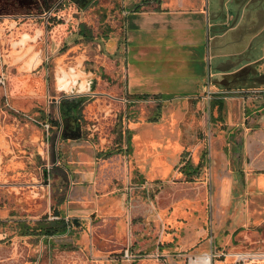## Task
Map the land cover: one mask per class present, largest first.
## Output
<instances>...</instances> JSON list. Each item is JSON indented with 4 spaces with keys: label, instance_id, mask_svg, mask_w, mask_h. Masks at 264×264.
<instances>
[{
    "label": "rangeland",
    "instance_id": "374dc122",
    "mask_svg": "<svg viewBox=\"0 0 264 264\" xmlns=\"http://www.w3.org/2000/svg\"><path fill=\"white\" fill-rule=\"evenodd\" d=\"M1 1L9 3L11 10H0V27H4L9 40L4 47L0 41V56H6L9 47L28 35L47 65L40 72L23 76L40 75L45 83V93L27 104V109L16 106L12 99L11 86L22 76L7 66L0 69V128L6 123L14 127L16 134L10 139L17 147L5 156V161H28L32 172L31 176L0 180V264H112L121 256L118 249L127 245L115 238L121 221L132 227L134 243H143V249L135 255L146 258L132 259V264H189V258H201L215 251V246L219 248L221 240L217 238L212 243L210 235L214 201L209 155L214 135L221 132V122L215 117L210 120L209 111L204 114L203 105L191 101L185 109L177 100L159 102L149 98L131 102L123 69L125 0H94L82 9L66 2L54 13L50 6L43 11H27L15 0ZM32 15L36 17H27ZM15 24L18 28H12ZM81 25L91 31V41L80 36ZM253 36L251 32L238 41L229 36L212 41L211 46H215V53L223 50L235 54L224 61L240 66L256 59L261 51L259 42L251 40ZM81 56L84 59L80 69L92 74L89 84L81 88V83L71 80L67 92L57 91V59L67 57V64L76 67ZM219 61L223 60L213 59L212 73ZM255 69L257 66L228 80L247 88L249 82H257L258 73L252 72ZM211 81L218 83L221 78L213 77ZM243 95L235 93L234 97ZM15 98L28 100L21 94ZM69 102L76 103L80 110L81 139L70 142L63 151L62 142L58 144L63 134L59 130L53 144L59 145L55 152L60 154L59 161L48 166L45 173L43 162L36 159L41 146L29 144L23 130L30 126L47 133L48 116L59 120L60 106ZM180 108L186 116L179 120ZM174 115L176 121L172 123ZM148 128L150 137L164 142L165 149L148 152L144 148ZM139 135H143L141 141H137ZM169 142L181 146L177 151H167ZM87 151L91 161H85ZM202 161L200 174L190 176L193 169L189 164L196 167ZM112 199H120L123 211H108ZM182 213L189 214L181 216ZM59 220L70 224L67 233L45 236L42 229ZM223 223L228 224L226 218ZM259 224L234 238L235 251L223 245L226 234L215 228L216 237L224 238L221 249L215 251L218 257L214 264L221 261V253L244 255L242 264H264V223L260 229ZM201 230L203 237L199 235ZM127 250L134 252L131 247ZM235 257L228 263L236 264Z\"/></svg>",
    "mask_w": 264,
    "mask_h": 264
},
{
    "label": "crops",
    "instance_id": "0c3cea01",
    "mask_svg": "<svg viewBox=\"0 0 264 264\" xmlns=\"http://www.w3.org/2000/svg\"><path fill=\"white\" fill-rule=\"evenodd\" d=\"M15 2L27 11L32 9L43 11L49 6L55 8L61 1L50 4H45L43 0H15ZM6 9L11 10L10 4L0 0V10ZM122 9L125 34L123 69L125 89L131 102L146 101L149 98L159 102L177 100L185 109L191 101L194 104L203 105L204 114L209 111L210 120L215 117L221 122L218 128L221 132L214 135V145L209 155L214 201L210 235L212 243H215L218 238L221 244L219 248L212 246L215 244L211 247H214L215 249H212L216 252L222 247L224 237H216L215 228H217L220 233L223 231L226 234L223 245L235 251L237 246L234 244V238L237 235L246 232L248 228L256 227L257 222L261 223L258 225L260 229L264 223V0H125V6H122ZM15 27L17 24L12 26V28ZM0 32V41L4 47L9 40L4 35V27H0ZM251 32L254 33L251 40L259 42L261 51L256 59H250L240 66L224 61L235 54L225 53L223 50L215 53V46H211L212 41L225 40L229 36L231 38L233 36L234 40L238 41ZM79 34L86 41H91L93 38L86 25L80 26ZM113 46L114 43L111 42L109 47ZM66 59L67 57L58 58L56 62L58 65L57 91L67 92L72 84L71 80L81 83V88L86 87L92 74L88 75L80 69L84 57L78 58L76 67L68 65ZM213 59L223 60L216 64L214 73L211 72ZM46 65L43 54L38 53L28 35L23 37L21 43H15L9 47V53L6 56H0V69L7 66L22 76L11 86L12 99L16 106L27 109V104L36 101V96L45 93L42 76L26 75V78L23 76L40 72ZM253 66H257V70L252 71L255 74L258 73L257 82H249L247 88L238 86L236 81L233 83L228 80L240 72H250ZM213 77L221 78V81L213 83L211 81ZM235 93L244 95L234 97ZM20 94L26 96L28 100L16 99L15 97ZM235 98L238 100H234ZM70 103L72 102L60 106L59 120L48 116L45 122L51 124L49 132L30 126L23 130V135L29 139V144L34 147L41 146L42 152L36 156V159L43 162L42 167L45 168V173L48 166L59 161V152L55 154L59 145L56 147L53 145L60 134L59 130L63 134L58 144L62 142L63 151L67 144L81 139L80 135L65 137V130L71 127V120L66 115V107ZM40 111L44 117V112ZM79 112L80 110H76L74 116L79 118ZM183 112L182 108L177 112L179 115L182 114L179 120L184 117ZM175 119L176 116H172V123H175ZM158 121L155 120V122ZM147 133L148 138L144 148L148 152L165 149L164 142L150 137L149 128L146 129ZM14 134L16 132L11 124L6 123L0 128V180H6L11 176L18 177V175L27 177L32 173L29 171L31 165L28 161L12 159L6 164L5 156L12 153L13 149H17L14 141L10 139ZM142 136L139 135L137 141H141ZM41 142L48 145L43 146ZM154 142H161L162 146L156 147L153 145ZM166 145L167 151H177L181 146L180 143L173 145L172 142ZM88 152L83 155L85 161H91L92 156ZM41 156H43L42 159ZM164 161L168 164L166 160ZM189 167L193 169V173H189L190 176L194 173L199 175L203 168V161L196 167L190 163ZM121 204L120 199H112L108 211H123ZM183 214L188 216L189 213L180 215L183 216ZM225 218L228 224L223 223ZM131 232L132 227L127 221H121L116 226V240L119 243L126 242L127 245L118 249L121 256L117 257V262L112 261V264H132L131 261H138L137 258H146V256L135 255L139 254L138 250L143 249L141 246L143 243H134ZM199 235L203 237V230L199 232ZM129 247L135 252L131 253V259L128 260L130 262L125 261L127 257L123 256V252H127ZM100 253L98 252V255ZM219 257L221 261H217L216 264H229L228 262L233 260L231 257L235 256L221 253ZM243 257L244 255L236 256V264L245 262ZM83 263L87 264L86 261ZM104 264H110V261ZM144 264L160 263L147 261Z\"/></svg>",
    "mask_w": 264,
    "mask_h": 264
},
{
    "label": "trees",
    "instance_id": "16d2710c",
    "mask_svg": "<svg viewBox=\"0 0 264 264\" xmlns=\"http://www.w3.org/2000/svg\"><path fill=\"white\" fill-rule=\"evenodd\" d=\"M76 103H70L68 107H66V115L71 120V127L65 130V137H79L80 135V120L74 116L76 112ZM66 128V126H65ZM71 133V134H70ZM59 217V215H58ZM43 230L45 232H43ZM68 230V225L63 222V220H59L58 222H54L48 224L45 228L42 229V232L47 237H52L56 235L66 234Z\"/></svg>",
    "mask_w": 264,
    "mask_h": 264
},
{
    "label": "built area",
    "instance_id": "2783aa9c",
    "mask_svg": "<svg viewBox=\"0 0 264 264\" xmlns=\"http://www.w3.org/2000/svg\"><path fill=\"white\" fill-rule=\"evenodd\" d=\"M55 10H57V6L53 9V13L55 12ZM52 12H50V16L53 15ZM3 84H5L4 82H2ZM47 131L49 132L51 130V125L48 124L45 126ZM68 228L70 229V224L68 223ZM70 231V230H69ZM125 256L127 257V259H131V253H130V250H128L126 253H125ZM217 254L215 251H212L210 254H205L203 257L201 258H198V257H192V258H189V264H214L215 262V259L217 258Z\"/></svg>",
    "mask_w": 264,
    "mask_h": 264
},
{
    "label": "flooded vegetation",
    "instance_id": "af4514ba",
    "mask_svg": "<svg viewBox=\"0 0 264 264\" xmlns=\"http://www.w3.org/2000/svg\"><path fill=\"white\" fill-rule=\"evenodd\" d=\"M54 1H61L57 8L61 5H63L66 2H70L73 5L77 6L79 9L86 8L92 1L94 0H43L45 4H50ZM65 5V4H64ZM77 106V104H76Z\"/></svg>",
    "mask_w": 264,
    "mask_h": 264
},
{
    "label": "water",
    "instance_id": "95a60500",
    "mask_svg": "<svg viewBox=\"0 0 264 264\" xmlns=\"http://www.w3.org/2000/svg\"><path fill=\"white\" fill-rule=\"evenodd\" d=\"M76 224H78V223L76 222Z\"/></svg>",
    "mask_w": 264,
    "mask_h": 264
}]
</instances>
